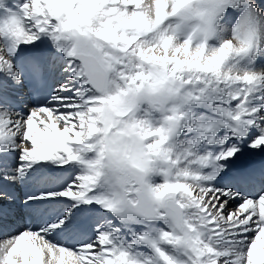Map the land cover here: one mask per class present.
<instances>
[{
	"label": "snow or ice",
	"instance_id": "1",
	"mask_svg": "<svg viewBox=\"0 0 264 264\" xmlns=\"http://www.w3.org/2000/svg\"><path fill=\"white\" fill-rule=\"evenodd\" d=\"M0 264H264V0H0Z\"/></svg>",
	"mask_w": 264,
	"mask_h": 264
}]
</instances>
